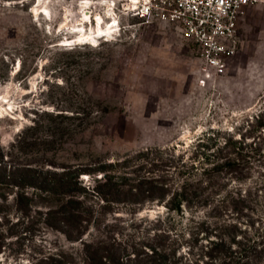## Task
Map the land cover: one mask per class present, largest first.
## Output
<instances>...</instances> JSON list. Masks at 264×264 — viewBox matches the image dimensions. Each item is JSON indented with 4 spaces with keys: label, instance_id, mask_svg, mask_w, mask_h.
Returning <instances> with one entry per match:
<instances>
[{
    "label": "rangeland",
    "instance_id": "1",
    "mask_svg": "<svg viewBox=\"0 0 264 264\" xmlns=\"http://www.w3.org/2000/svg\"><path fill=\"white\" fill-rule=\"evenodd\" d=\"M110 1L0 0V146L7 150L24 132L32 164L71 176L81 169L79 180L91 188L100 164L137 150L170 147L187 157L207 138L219 145L231 138L242 156L235 171L218 174L216 209L182 204L168 212L154 200L135 212L120 205L106 222L118 225L112 236L121 247L151 243L161 228L157 239L177 264H264V0L247 7L225 73L205 81L195 47L175 24L117 15L110 38L74 45L85 12L105 17L110 7L118 24ZM10 219L0 224V264L79 258V241L35 218L16 222L12 212ZM127 249L124 264H150Z\"/></svg>",
    "mask_w": 264,
    "mask_h": 264
},
{
    "label": "trees",
    "instance_id": "2",
    "mask_svg": "<svg viewBox=\"0 0 264 264\" xmlns=\"http://www.w3.org/2000/svg\"><path fill=\"white\" fill-rule=\"evenodd\" d=\"M27 137L21 132L7 150L0 146V224L10 223L11 213L16 212V222H32L35 218L67 240L81 243L78 259L72 254H59L52 264H79V260L82 264H124L131 260L128 247L136 255L143 253L150 264H166L170 257L173 260L167 264H177L175 254L167 253L157 239L164 233L161 228L153 232L151 243L132 240L121 247V241L112 236L118 225L106 222L107 215L120 205L135 212L154 200L165 204L168 212L181 211L182 204L190 208L214 204V210L221 200L218 174L236 170L243 148L231 138L220 145L207 138L187 157L184 152L175 155L170 147H147L100 164L97 171L103 174L90 188L79 180L81 169L71 176L65 170L32 164L26 158ZM250 193L243 195L242 201ZM92 231H96L94 236ZM5 232L0 228V243ZM144 245L151 247V253L142 248Z\"/></svg>",
    "mask_w": 264,
    "mask_h": 264
},
{
    "label": "built area",
    "instance_id": "3",
    "mask_svg": "<svg viewBox=\"0 0 264 264\" xmlns=\"http://www.w3.org/2000/svg\"><path fill=\"white\" fill-rule=\"evenodd\" d=\"M257 0H120L119 20L165 22L191 40L203 81L223 75L239 48V24ZM120 26V25H119ZM121 29V27H120Z\"/></svg>",
    "mask_w": 264,
    "mask_h": 264
},
{
    "label": "bare ground",
    "instance_id": "4",
    "mask_svg": "<svg viewBox=\"0 0 264 264\" xmlns=\"http://www.w3.org/2000/svg\"><path fill=\"white\" fill-rule=\"evenodd\" d=\"M90 4L91 3L88 1L85 2L86 7H88ZM110 4L113 7V14L116 17L118 24L116 23L115 19L109 18L112 15L110 7L107 9V13L105 17L104 16L102 17V15L99 14H95L94 19H92L90 16L91 14H89L90 11L89 13L85 12L80 20H76V24L73 29L74 30L73 33L75 34L74 41L76 43L88 42L91 44H95L97 39L105 38V37L110 38L115 32L119 30L118 29L119 21L117 14L115 12L116 3L114 2V0H111ZM85 6L83 8H86ZM105 19L106 20L108 19L109 21L106 23ZM85 24L87 25V29L84 28Z\"/></svg>",
    "mask_w": 264,
    "mask_h": 264
}]
</instances>
